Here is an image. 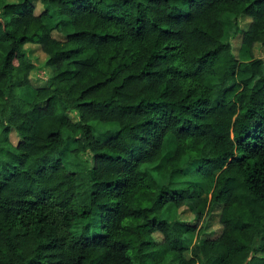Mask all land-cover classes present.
I'll list each match as a JSON object with an SVG mask.
<instances>
[{
	"label": "trees",
	"instance_id": "obj_1",
	"mask_svg": "<svg viewBox=\"0 0 264 264\" xmlns=\"http://www.w3.org/2000/svg\"><path fill=\"white\" fill-rule=\"evenodd\" d=\"M39 2L0 0V264H264V0ZM26 44L50 70L28 102ZM188 171L209 194L175 184ZM215 206L219 233L200 238Z\"/></svg>",
	"mask_w": 264,
	"mask_h": 264
},
{
	"label": "rangeland",
	"instance_id": "obj_2",
	"mask_svg": "<svg viewBox=\"0 0 264 264\" xmlns=\"http://www.w3.org/2000/svg\"><path fill=\"white\" fill-rule=\"evenodd\" d=\"M14 1L15 0H4V2H6V3H11ZM32 4L34 7V11H33L34 15H39L43 11V8H42L39 0H32ZM44 22H45L46 27H51L56 22V19L51 18L48 20H44ZM248 22H249L248 19L238 20V28L240 30H244L246 28V25L248 24ZM222 24H223V32H224V40H225L226 38H228V35L232 30V24H233L232 17L231 16L230 17L229 16L228 17L223 16L222 17ZM51 36L58 41L63 40V37L54 31L51 32ZM239 38H240L239 35H235L232 38L230 37L229 43L231 45L232 54L234 55V57L238 60H242V59H246V58H245V55L238 54V47H239V42H240ZM23 51H24L25 59L32 66V70L30 71L29 76H28L29 84L27 87L21 88L19 90V97L22 100H24L25 102H28L32 96L33 90L46 86V80L50 75V70L44 66V62L46 60V57L40 51V49L37 45L26 44L23 46ZM252 56L254 58H263V56H264L263 50L259 46H255L253 51H252ZM67 117L73 122L76 121V113L75 112H72V111L68 112ZM114 125L91 123L92 134L96 138L104 139V138L109 136L108 134L110 132L113 133ZM115 129H116V125H115ZM108 130L110 132H106ZM65 137H66V135H65ZM7 139H8V143L11 144L12 146H15L16 143L19 141L18 137L12 131H10L9 134L7 135ZM80 158L83 160H86L87 164L90 165V156H85L82 154V156H80ZM80 158H79V160H80ZM61 159H62V162L64 164V167L67 170H69V171L78 170V168H79L78 162L73 159V156L70 153H68V152L64 153L62 155ZM183 179L190 180L192 182H200L201 181L200 178H198L192 172L190 173L188 171L186 176L177 177L174 182H175V184H178ZM159 180L163 184H165L167 182L165 177H159ZM203 188H204L205 192L207 194H209L211 191V188H212L211 181L204 182ZM172 209L173 208L171 206L166 208V210H164V213H163V218L170 220L169 215L172 213ZM219 210H220L219 206H215V207L211 208V212L207 213L205 215V217L199 223L196 224L197 225L196 228L197 229L200 228V230H201L200 238L212 239L218 235L219 230H220V226L218 224ZM173 215L176 216V218L181 220V221H185V222H189L191 224H194L192 215L184 207H181L180 209H178L177 214H175L173 212ZM90 219H92V221H94L96 219V216L93 215L92 218H90ZM80 223L82 224V223H84V221H80ZM72 230L76 231V229H72ZM93 232H96V234H98L100 231L98 230L97 227H95V229H93L91 233H93ZM154 238H155V240H157L159 238V236L155 235Z\"/></svg>",
	"mask_w": 264,
	"mask_h": 264
}]
</instances>
